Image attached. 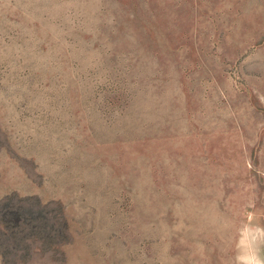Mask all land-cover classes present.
I'll return each mask as SVG.
<instances>
[{"label": "rangeland", "instance_id": "374dc122", "mask_svg": "<svg viewBox=\"0 0 264 264\" xmlns=\"http://www.w3.org/2000/svg\"><path fill=\"white\" fill-rule=\"evenodd\" d=\"M249 216L264 0H0V264H232Z\"/></svg>", "mask_w": 264, "mask_h": 264}, {"label": "clouds", "instance_id": "9594fccd", "mask_svg": "<svg viewBox=\"0 0 264 264\" xmlns=\"http://www.w3.org/2000/svg\"><path fill=\"white\" fill-rule=\"evenodd\" d=\"M223 226L231 229L233 224L228 220ZM232 244V264H264V225L257 223L253 216L235 228Z\"/></svg>", "mask_w": 264, "mask_h": 264}]
</instances>
